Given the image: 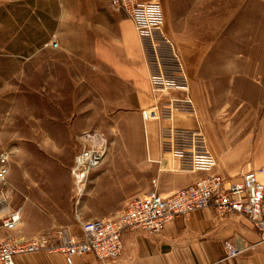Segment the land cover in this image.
Here are the masks:
<instances>
[{"label":"rangeland","instance_id":"rangeland-1","mask_svg":"<svg viewBox=\"0 0 264 264\" xmlns=\"http://www.w3.org/2000/svg\"><path fill=\"white\" fill-rule=\"evenodd\" d=\"M157 1L163 7L164 32L183 64L188 93L194 102L196 84L188 75L191 69L202 66L207 73L231 72L230 78H238L237 74L254 73L255 68L264 67V10L254 1L245 11L237 10L245 0ZM227 2L234 4L236 10L228 11ZM5 29L0 27V155L10 152L8 180H25L32 186L27 188V193L33 197L53 194L64 201L60 202V207L64 208L61 220L73 217L75 226H80L79 218L112 217L123 211L135 196L161 189L168 192L182 185V171L177 170L171 154L163 156L169 163L167 170L164 164L150 161L147 135L152 132L159 137L164 126L178 127L175 120L179 115H191L176 112L170 121L143 119V111L154 103L160 111L167 108L172 99L183 97L181 90L169 89L154 97L149 67V91L138 93L104 92L98 89L100 85L94 75L84 77L80 89L74 90L72 87L78 86L70 82L74 76L57 74L54 80L49 77L41 80L35 74L36 59H26L24 56L28 54L25 53L44 50L50 53L52 60L43 59V62L61 67H81L83 61L66 59L64 51L48 45L57 41L49 24L31 27L30 31L36 36L26 34L25 37L24 29L18 26ZM29 37L30 42L22 41ZM91 67L95 69L94 65ZM63 78L69 83L61 81ZM226 82L216 80L215 90L209 92L213 95V120L217 126L228 130L231 138L249 135L253 145L259 120L264 118L259 92L242 83H235L232 89L219 90ZM135 94L140 95L139 104L130 106V98ZM48 126L54 130L67 126L72 137L34 138L36 130ZM21 144L23 149L18 152ZM89 153H101L100 163L93 166L97 162L92 159L93 167H87L85 173L82 166L76 172L79 177L75 176L73 169L77 161L79 166L86 159L89 163L90 157L86 156ZM257 157L260 156L250 155L251 161ZM154 179L160 182L154 183ZM34 180L43 183L33 187ZM49 180H54V187H50ZM66 191L71 194V204L66 203Z\"/></svg>","mask_w":264,"mask_h":264},{"label":"crops","instance_id":"crops-1","mask_svg":"<svg viewBox=\"0 0 264 264\" xmlns=\"http://www.w3.org/2000/svg\"><path fill=\"white\" fill-rule=\"evenodd\" d=\"M111 1L0 0V27L5 29L18 26L20 30L24 29V34L23 32L20 34L27 37L26 34L36 36L35 32L30 31L31 27L40 28L49 24L53 28L52 33L57 36L58 48L64 51L66 59L83 61L81 67H61L49 61L48 64L43 62L50 54L44 50L25 53L28 54L24 56L26 59H36L35 74L40 76L41 80H44V77L45 80L48 77L54 80L57 74L74 76L70 80L71 84L78 85L72 87L74 90L80 89L84 77L94 75L100 85L98 89L104 92L149 91V70L141 38L126 12L115 9ZM251 1L262 6L264 10V0H245L237 10H248ZM226 9L234 11L236 7L227 2ZM5 30L2 32L5 33ZM22 41L30 42L31 39L29 37ZM91 65H94L95 69H92ZM254 71V73L237 74L238 78H230L231 72L207 73L202 66L188 72L189 77L194 78L196 84L194 99L198 118L179 115L175 124L178 127L196 128L200 122L209 147L217 159V166L214 169L188 172L180 170L178 162L174 160L177 170L182 171V185L168 192L164 189L155 191L169 195L214 171L233 177L234 180H240L245 172L264 166V118L259 120L258 130L254 135L256 142L253 145L249 135L231 138L228 130L223 129L222 125L217 126L216 121L213 120L214 106L211 101L213 95L209 93L215 90L213 88L216 80L228 81L225 87L219 90L232 89L235 83H242L258 90L260 104L264 106V67L255 68ZM61 81L69 83L67 78ZM139 96L135 94L134 98L132 96L133 99L130 98V106H138ZM70 132L67 126L58 130L48 126L41 128V131L36 130L34 138L53 140L72 137ZM147 138L148 158L153 163L164 164V169L167 170L169 163L163 158L165 152L161 148L159 137L151 132L148 133ZM22 145L18 147V152L23 149ZM251 154L260 157L251 161ZM159 155V158H154ZM157 180L154 179V183L160 182V179ZM33 183V187H37L41 186L43 181L34 180ZM49 183L51 188L55 186L54 180H49ZM28 187L32 186L25 180L14 182L9 179V185L4 193L8 197L7 202H3L0 195V219L5 213L21 208V220L14 229L2 227L0 220V241L8 236L18 240H29L52 227L63 225L74 234H81L80 226L72 223V216V219L66 217L65 221L61 220L60 215L64 208L60 207V202L64 201H60L53 194L33 197L28 195ZM66 187L68 188L67 185ZM50 192L53 193V190ZM70 199L71 194L66 191L67 204H71ZM226 241L241 244L245 248L244 252L237 257L228 258ZM123 244V253L111 264H264V244L259 243V233L252 222L247 217L237 214L219 217L211 207L197 210L187 217H176L166 224L160 234H152L141 229L126 230L123 233ZM15 263L68 264L61 254L48 252L17 255ZM74 264H99V262L90 254L77 257Z\"/></svg>","mask_w":264,"mask_h":264},{"label":"built area","instance_id":"built-area-1","mask_svg":"<svg viewBox=\"0 0 264 264\" xmlns=\"http://www.w3.org/2000/svg\"><path fill=\"white\" fill-rule=\"evenodd\" d=\"M112 6L123 10L133 21L141 38L144 56L151 70V85L154 97L169 89L181 90L183 97L172 99L167 108L158 110L156 103L143 111L145 121L163 118L173 120L175 113H185L198 118L194 100L188 93V79L175 51L174 44L164 32V12L157 0H112ZM48 45L58 47L53 40ZM161 148L178 162L179 169L196 172L214 169L217 159L212 153L206 133L198 122L196 128L164 126L159 134ZM90 161H101V153H89ZM79 158V157H78ZM77 158V159H78ZM93 159V160H92ZM86 159L79 166L77 161L73 174L80 167H93ZM10 152L0 155V195L7 202L5 190L9 185ZM89 169V171H90ZM213 208L219 217L243 215L259 233V243L264 244V167L249 170L240 180L220 172H211L195 183L179 188L169 195L151 191L147 195L133 197L125 209L112 217L80 220L81 234H74L68 227L55 226L29 240H18L10 236L0 241V264H16L20 254L48 252L61 254L68 264L77 257L94 255L99 264H111L123 253V233L129 229H141L160 234L166 224L176 217H187L193 212ZM21 220V208L5 213L1 226L14 229ZM227 257L234 258L244 252L236 242L226 241Z\"/></svg>","mask_w":264,"mask_h":264},{"label":"bare ground","instance_id":"bare-ground-1","mask_svg":"<svg viewBox=\"0 0 264 264\" xmlns=\"http://www.w3.org/2000/svg\"><path fill=\"white\" fill-rule=\"evenodd\" d=\"M89 164H92V162H91V161H89Z\"/></svg>","mask_w":264,"mask_h":264}]
</instances>
